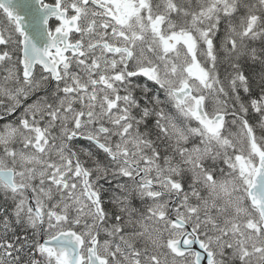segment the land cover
Here are the masks:
<instances>
[{
  "label": "snow or ice",
  "instance_id": "1",
  "mask_svg": "<svg viewBox=\"0 0 264 264\" xmlns=\"http://www.w3.org/2000/svg\"><path fill=\"white\" fill-rule=\"evenodd\" d=\"M0 264H264V0H0Z\"/></svg>",
  "mask_w": 264,
  "mask_h": 264
}]
</instances>
